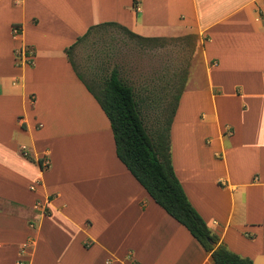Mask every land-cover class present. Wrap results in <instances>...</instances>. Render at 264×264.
<instances>
[{
	"label": "crops",
	"instance_id": "1",
	"mask_svg": "<svg viewBox=\"0 0 264 264\" xmlns=\"http://www.w3.org/2000/svg\"><path fill=\"white\" fill-rule=\"evenodd\" d=\"M107 27L194 37L173 174L228 251L264 264V0H0V264H212L117 160L69 60Z\"/></svg>",
	"mask_w": 264,
	"mask_h": 264
},
{
	"label": "trees",
	"instance_id": "2",
	"mask_svg": "<svg viewBox=\"0 0 264 264\" xmlns=\"http://www.w3.org/2000/svg\"><path fill=\"white\" fill-rule=\"evenodd\" d=\"M107 25L111 24L97 25L88 31ZM80 40L82 38H78L76 42ZM68 50L70 47L65 53ZM184 82L185 77H182L179 85L182 86ZM96 87L95 92L85 84L87 92L91 94L109 123L115 157L153 202L187 231L203 252L208 254L212 264H252L249 259L228 251L218 238L209 232L190 206L173 174L168 130L181 90L173 98L164 126L148 133L140 111L143 101L119 78L116 71L113 70ZM39 166L44 168L40 164Z\"/></svg>",
	"mask_w": 264,
	"mask_h": 264
},
{
	"label": "rangeland",
	"instance_id": "3",
	"mask_svg": "<svg viewBox=\"0 0 264 264\" xmlns=\"http://www.w3.org/2000/svg\"><path fill=\"white\" fill-rule=\"evenodd\" d=\"M194 43L190 34L137 40L107 27L92 31L68 57L75 72L95 92L110 70L116 71L143 101L140 111L149 133L164 126L174 96L183 89L180 79L191 71ZM191 74L198 72L192 69Z\"/></svg>",
	"mask_w": 264,
	"mask_h": 264
},
{
	"label": "built area",
	"instance_id": "4",
	"mask_svg": "<svg viewBox=\"0 0 264 264\" xmlns=\"http://www.w3.org/2000/svg\"><path fill=\"white\" fill-rule=\"evenodd\" d=\"M11 31L14 35L18 32L17 28H12Z\"/></svg>",
	"mask_w": 264,
	"mask_h": 264
}]
</instances>
